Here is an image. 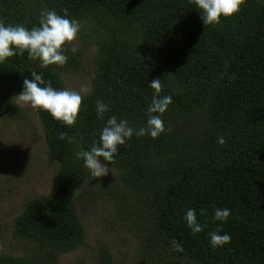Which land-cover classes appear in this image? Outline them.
Wrapping results in <instances>:
<instances>
[{
  "label": "trees",
  "instance_id": "trees-1",
  "mask_svg": "<svg viewBox=\"0 0 264 264\" xmlns=\"http://www.w3.org/2000/svg\"><path fill=\"white\" fill-rule=\"evenodd\" d=\"M42 9L79 21L77 52L67 46L66 64L47 69L26 52L0 64L2 114L28 115L12 94L33 71L53 88H67L63 74L84 72L90 47L96 49L94 74L74 126L37 110L55 186L49 195L27 199L13 222L14 238L26 240L27 251L0 252V264H58L61 254L85 242L76 191L91 176L76 154L99 143L112 115L144 126L149 83L157 78L161 95L172 97L162 116L171 131L156 139L133 135L109 163L121 183L108 190L101 180L86 191L102 196L104 188L123 200L140 263L264 264V0H245L215 26H204L189 0H0V21L30 29ZM98 100L108 105L102 119ZM221 135L224 145L217 143ZM189 208L204 225L195 235L183 220ZM216 208L231 209L226 222L213 221ZM212 231L229 233L230 243L213 249ZM5 233L0 218V236ZM173 239L183 251L171 250ZM101 245L98 264H117Z\"/></svg>",
  "mask_w": 264,
  "mask_h": 264
},
{
  "label": "clouds",
  "instance_id": "clouds-1",
  "mask_svg": "<svg viewBox=\"0 0 264 264\" xmlns=\"http://www.w3.org/2000/svg\"><path fill=\"white\" fill-rule=\"evenodd\" d=\"M244 2L245 0H189V3L198 10L204 26H215L220 23L221 17H232L240 11V6ZM79 30L78 20L48 9L41 10L38 25L30 29L20 24L5 25L0 21V64L14 55H23L26 52L28 59L38 62V66L42 69L53 65L63 66L68 60L65 55L67 46L72 45L70 51L77 52L73 42ZM30 75L31 79L23 80L22 91L14 96L17 102L21 106L47 112L63 126H74L81 109L83 99L81 93L69 88H53L50 82L44 80L42 73L33 71ZM149 87L153 92L151 102L146 109L144 126L134 128L128 120L123 118L118 120L112 115L108 117L100 131L99 143L94 141L90 150H81L76 154L78 159L83 160L84 167L89 170L91 177L100 178L107 175L109 172L107 165L115 161L119 146L124 145L133 135L156 139L166 131H171L165 126L162 116L172 103V97L161 95L162 84L159 78L153 79ZM95 110L97 117L102 119L108 111V105L98 100ZM65 137L66 133H60V139L63 140ZM217 143L225 144L223 135L217 137ZM230 214L229 208H216L212 219L223 223ZM183 220L193 235L204 229L193 208L184 212ZM208 237L213 249L223 247L231 241V236L227 232L212 231L208 233ZM171 250L183 251V246L173 239Z\"/></svg>",
  "mask_w": 264,
  "mask_h": 264
},
{
  "label": "rangeland",
  "instance_id": "rangeland-1",
  "mask_svg": "<svg viewBox=\"0 0 264 264\" xmlns=\"http://www.w3.org/2000/svg\"><path fill=\"white\" fill-rule=\"evenodd\" d=\"M95 52L94 47L87 50L84 72L63 74L66 87L79 91L82 96L91 88ZM21 91L12 94L17 104L14 96ZM22 107L28 111V115L23 118H10L0 111V218L6 226L5 235L0 236V252L16 255L25 254L28 244L26 240L14 238L13 222L28 198L49 195L55 186V163L47 151L37 110ZM107 166V175L87 178L77 189V205L79 211H82L86 232L85 242L61 254L58 264H98L101 244L110 248L117 264H144L139 262L137 256L139 240L133 231L131 218L127 219V208L123 200L115 192H106L104 188L102 196L93 194L92 197L88 189H85L89 184L94 186L101 180L108 186V190H111L112 185H118L116 168L109 164Z\"/></svg>",
  "mask_w": 264,
  "mask_h": 264
}]
</instances>
